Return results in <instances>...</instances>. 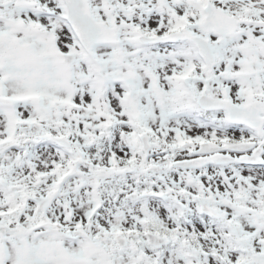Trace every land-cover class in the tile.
Returning a JSON list of instances; mask_svg holds the SVG:
<instances>
[{"label":"snow or ice","instance_id":"snow-or-ice-1","mask_svg":"<svg viewBox=\"0 0 264 264\" xmlns=\"http://www.w3.org/2000/svg\"><path fill=\"white\" fill-rule=\"evenodd\" d=\"M0 264H264V0H0Z\"/></svg>","mask_w":264,"mask_h":264}]
</instances>
